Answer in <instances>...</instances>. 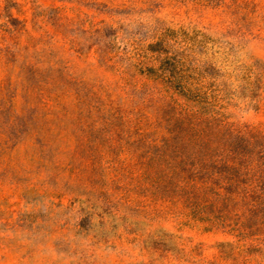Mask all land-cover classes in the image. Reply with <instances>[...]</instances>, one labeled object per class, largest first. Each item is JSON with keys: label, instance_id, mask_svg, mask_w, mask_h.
Returning a JSON list of instances; mask_svg holds the SVG:
<instances>
[{"label": "rangeland", "instance_id": "374dc122", "mask_svg": "<svg viewBox=\"0 0 264 264\" xmlns=\"http://www.w3.org/2000/svg\"><path fill=\"white\" fill-rule=\"evenodd\" d=\"M0 264H264V0H0Z\"/></svg>", "mask_w": 264, "mask_h": 264}]
</instances>
